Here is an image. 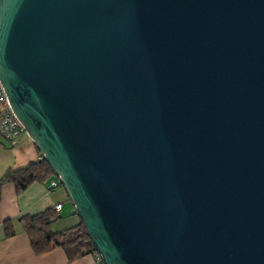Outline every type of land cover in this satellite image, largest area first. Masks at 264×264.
Returning a JSON list of instances; mask_svg holds the SVG:
<instances>
[{
  "label": "water",
  "instance_id": "obj_1",
  "mask_svg": "<svg viewBox=\"0 0 264 264\" xmlns=\"http://www.w3.org/2000/svg\"><path fill=\"white\" fill-rule=\"evenodd\" d=\"M0 85L103 264H264V0H0Z\"/></svg>",
  "mask_w": 264,
  "mask_h": 264
},
{
  "label": "crops",
  "instance_id": "obj_2",
  "mask_svg": "<svg viewBox=\"0 0 264 264\" xmlns=\"http://www.w3.org/2000/svg\"><path fill=\"white\" fill-rule=\"evenodd\" d=\"M40 156L26 134L19 137L18 144L14 147L0 144V178L8 169L25 167L37 162ZM48 182H33L22 192H18L13 184L2 186L0 191V264H99L97 257L89 252L71 263L59 248L44 255H36L33 252L29 237L18 221L20 217L38 214L47 209L55 211V208L60 206L58 211L60 218L51 225L53 232L64 231L80 223L63 187L59 185L50 190ZM5 222L12 225L14 231L12 237L8 238L5 235Z\"/></svg>",
  "mask_w": 264,
  "mask_h": 264
},
{
  "label": "trees",
  "instance_id": "obj_3",
  "mask_svg": "<svg viewBox=\"0 0 264 264\" xmlns=\"http://www.w3.org/2000/svg\"><path fill=\"white\" fill-rule=\"evenodd\" d=\"M4 144L7 143L4 141ZM55 178L49 164L40 156L37 162L30 163L25 167L8 169L0 178V191L3 185L13 184L18 192H22L33 182H47ZM59 218L58 213L52 209H47L34 215H24L19 218L18 221L29 237L33 252L36 255H44L59 248L65 253L69 263L78 260L88 252L98 258L81 222L64 231H52L51 225ZM4 230L6 237L9 238L14 235L10 223L5 222ZM98 262L103 264L100 259Z\"/></svg>",
  "mask_w": 264,
  "mask_h": 264
},
{
  "label": "built area",
  "instance_id": "obj_4",
  "mask_svg": "<svg viewBox=\"0 0 264 264\" xmlns=\"http://www.w3.org/2000/svg\"><path fill=\"white\" fill-rule=\"evenodd\" d=\"M25 134L23 126L14 115L8 99L0 85V136L6 141L10 147L18 144L19 137ZM59 180L57 178L48 182L49 189L58 187ZM60 210V206L55 208L56 213ZM99 257L97 260L99 261Z\"/></svg>",
  "mask_w": 264,
  "mask_h": 264
},
{
  "label": "rangeland",
  "instance_id": "obj_5",
  "mask_svg": "<svg viewBox=\"0 0 264 264\" xmlns=\"http://www.w3.org/2000/svg\"><path fill=\"white\" fill-rule=\"evenodd\" d=\"M4 139L0 136V143L4 144ZM6 142V141H5Z\"/></svg>",
  "mask_w": 264,
  "mask_h": 264
}]
</instances>
